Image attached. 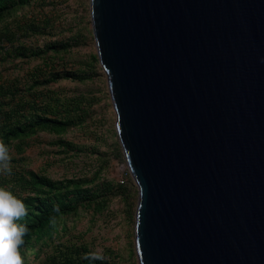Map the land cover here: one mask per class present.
Instances as JSON below:
<instances>
[{"label": "water", "instance_id": "obj_1", "mask_svg": "<svg viewBox=\"0 0 264 264\" xmlns=\"http://www.w3.org/2000/svg\"><path fill=\"white\" fill-rule=\"evenodd\" d=\"M89 11L138 191V264H264V0Z\"/></svg>", "mask_w": 264, "mask_h": 264}, {"label": "trees", "instance_id": "obj_2", "mask_svg": "<svg viewBox=\"0 0 264 264\" xmlns=\"http://www.w3.org/2000/svg\"><path fill=\"white\" fill-rule=\"evenodd\" d=\"M35 0H0V66L14 65L16 60L36 62L22 76L0 75V139L10 148L12 174H0V186L12 185L11 191L27 206V216L17 223L25 224L29 233L21 248L25 264L26 253L38 256L54 239L66 238L76 227V220L86 215L103 214L115 197H125V189L104 176L103 167L91 174L54 180L22 166L28 141L45 133L56 139L52 145L73 157L84 154V146L65 139V135L83 127L90 117L91 100L83 94L70 95L54 89L63 82L85 83L95 76L92 66L101 72L97 55H91L89 69L68 68L66 57L82 53L80 38L47 40L40 48L26 44L22 38L48 36L52 20L40 22L19 13L28 10ZM37 23V24H35ZM116 156L122 157L118 152ZM21 160V161H18ZM127 189V188H126ZM55 217V224L50 218ZM71 220L68 224L66 221ZM74 237L54 246L53 253L40 264H111L108 254L103 259H85L93 253L87 244ZM38 247L39 252H35Z\"/></svg>", "mask_w": 264, "mask_h": 264}, {"label": "rangeland", "instance_id": "obj_3", "mask_svg": "<svg viewBox=\"0 0 264 264\" xmlns=\"http://www.w3.org/2000/svg\"><path fill=\"white\" fill-rule=\"evenodd\" d=\"M90 0H35V3L24 13H19L21 19L25 15L29 21L35 19L40 22L44 17L52 20L54 26L48 29V36H33L22 38L26 44L34 48L42 47L47 40L80 38L82 53L66 57L68 68L89 69L90 56L96 55V48L92 34ZM37 24V23H35ZM37 63L16 60L14 65L0 66L2 77L22 76ZM101 68V67H100ZM95 76L85 83L63 82L54 89H62L72 96L83 94L91 100L90 117L81 128L73 129L65 135V139L76 145L84 146V154L73 157L72 153L64 154L62 149L52 145L56 139L53 135L41 133L28 141V147L23 153L22 166L36 173L46 175L54 180L78 177L91 174L103 167L102 176L115 184H122L126 192L125 197L112 199L107 210L94 218L86 215L76 220V227L66 238L54 239L35 256L26 253L27 264H40L45 257L53 253L55 245L74 237L81 239L89 249L98 255H107L111 264H138L135 237L134 215L138 200L137 187L128 171L123 154L116 156L121 148L115 130L116 116L107 88L106 76L101 70L92 66ZM122 153V151H121ZM21 161V160H18ZM127 188V189H126ZM68 224L71 220L66 221ZM35 252H39L35 247Z\"/></svg>", "mask_w": 264, "mask_h": 264}, {"label": "clouds", "instance_id": "obj_4", "mask_svg": "<svg viewBox=\"0 0 264 264\" xmlns=\"http://www.w3.org/2000/svg\"><path fill=\"white\" fill-rule=\"evenodd\" d=\"M10 148L0 139V174H12ZM12 185L0 186V264H25L21 248L29 233L25 224L17 223L27 216V206L11 191ZM55 224V217L50 218ZM85 259H103L96 253H88Z\"/></svg>", "mask_w": 264, "mask_h": 264}]
</instances>
